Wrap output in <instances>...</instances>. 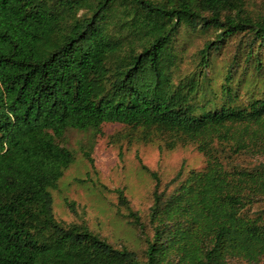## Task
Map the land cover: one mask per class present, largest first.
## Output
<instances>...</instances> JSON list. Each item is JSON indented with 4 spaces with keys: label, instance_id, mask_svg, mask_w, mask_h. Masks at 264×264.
Segmentation results:
<instances>
[{
    "label": "trees",
    "instance_id": "16d2710c",
    "mask_svg": "<svg viewBox=\"0 0 264 264\" xmlns=\"http://www.w3.org/2000/svg\"><path fill=\"white\" fill-rule=\"evenodd\" d=\"M191 35L203 41L185 65ZM104 122L205 159L185 177L180 168L168 193L150 171L144 220L118 190L142 256L53 213L51 190L74 158L60 139ZM263 257L264 1L0 0V264Z\"/></svg>",
    "mask_w": 264,
    "mask_h": 264
},
{
    "label": "rangeland",
    "instance_id": "374dc122",
    "mask_svg": "<svg viewBox=\"0 0 264 264\" xmlns=\"http://www.w3.org/2000/svg\"><path fill=\"white\" fill-rule=\"evenodd\" d=\"M249 1L259 4L264 0ZM193 36L187 45L185 65L191 64L189 57L203 41L202 37ZM233 45L234 40L214 60L217 70L231 55ZM136 133L119 122H104L99 130H66L60 143L72 151L74 158L51 193L53 213L58 220L84 222L114 246L124 245L142 256L144 238L119 203L118 190L123 191L129 206L144 220L156 183L150 171L156 174L159 190L168 193L173 188L168 182L180 168L185 177L190 168H201L205 159L193 144L167 149L162 139L144 143L137 140ZM255 264H264V257Z\"/></svg>",
    "mask_w": 264,
    "mask_h": 264
}]
</instances>
